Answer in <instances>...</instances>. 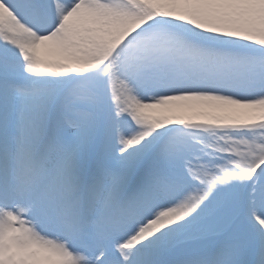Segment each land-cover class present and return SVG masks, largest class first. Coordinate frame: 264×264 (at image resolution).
Listing matches in <instances>:
<instances>
[{
  "label": "snow or ice",
  "instance_id": "obj_1",
  "mask_svg": "<svg viewBox=\"0 0 264 264\" xmlns=\"http://www.w3.org/2000/svg\"><path fill=\"white\" fill-rule=\"evenodd\" d=\"M0 264H264V0H0Z\"/></svg>",
  "mask_w": 264,
  "mask_h": 264
}]
</instances>
